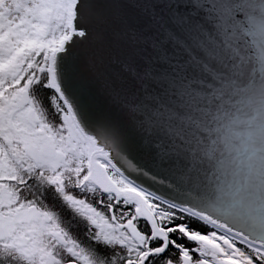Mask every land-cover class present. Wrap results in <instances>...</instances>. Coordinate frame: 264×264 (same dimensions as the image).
<instances>
[{
  "label": "snow or ice",
  "instance_id": "snow-or-ice-1",
  "mask_svg": "<svg viewBox=\"0 0 264 264\" xmlns=\"http://www.w3.org/2000/svg\"><path fill=\"white\" fill-rule=\"evenodd\" d=\"M0 264H264V0H0Z\"/></svg>",
  "mask_w": 264,
  "mask_h": 264
}]
</instances>
